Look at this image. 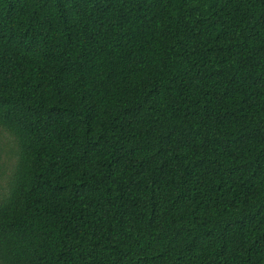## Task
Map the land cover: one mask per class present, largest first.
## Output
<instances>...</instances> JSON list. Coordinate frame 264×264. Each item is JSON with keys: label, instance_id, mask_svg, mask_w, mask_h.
Listing matches in <instances>:
<instances>
[{"label": "trees", "instance_id": "16d2710c", "mask_svg": "<svg viewBox=\"0 0 264 264\" xmlns=\"http://www.w3.org/2000/svg\"><path fill=\"white\" fill-rule=\"evenodd\" d=\"M0 130V264H264V0H0Z\"/></svg>", "mask_w": 264, "mask_h": 264}, {"label": "rangeland", "instance_id": "374dc122", "mask_svg": "<svg viewBox=\"0 0 264 264\" xmlns=\"http://www.w3.org/2000/svg\"><path fill=\"white\" fill-rule=\"evenodd\" d=\"M6 134L5 132L0 130V189L2 191L6 190V175L8 173V150H9V145L6 140ZM3 163V165H2ZM5 163V164H4ZM4 172V173H2Z\"/></svg>", "mask_w": 264, "mask_h": 264}]
</instances>
